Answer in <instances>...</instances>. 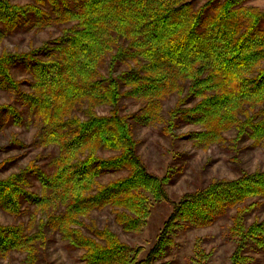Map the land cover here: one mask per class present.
Listing matches in <instances>:
<instances>
[{
  "label": "trees",
  "instance_id": "trees-1",
  "mask_svg": "<svg viewBox=\"0 0 264 264\" xmlns=\"http://www.w3.org/2000/svg\"><path fill=\"white\" fill-rule=\"evenodd\" d=\"M246 1L0 0V40L10 31L54 34L0 54V89L15 102L0 103V129L28 112L43 124L39 142L60 151L0 175V206L19 218L0 224V253L22 250L48 264L49 235L59 233L84 264H155L180 232L225 218L232 264L264 247V218L251 220L264 205V169L172 200L169 177L148 169L137 139L140 125L159 122L168 134L202 124L185 136L205 146L234 131L236 156L242 143H264V10ZM161 202L173 211L144 259L142 248L97 225L95 213L108 211L122 232L138 233Z\"/></svg>",
  "mask_w": 264,
  "mask_h": 264
},
{
  "label": "rangeland",
  "instance_id": "rangeland-1",
  "mask_svg": "<svg viewBox=\"0 0 264 264\" xmlns=\"http://www.w3.org/2000/svg\"><path fill=\"white\" fill-rule=\"evenodd\" d=\"M11 1L18 4L29 2ZM246 4L264 10V0H248ZM9 33L0 40V54L4 50L28 51L32 46L38 47L54 35L51 27L37 32ZM176 100L177 96H173L166 102L165 113L175 105ZM0 103L15 104L14 97L0 89ZM137 108L138 105L130 102L127 109L133 112ZM28 115L26 112L23 124L19 125L9 120L0 129V162L3 165L0 175L3 177L18 171L32 160L43 164L49 160V153H60L56 145L51 144L46 148L39 142L38 132L43 131L41 129L44 128L43 124L40 118L29 122ZM163 125L159 122L140 125L137 139L140 153L148 169L159 176L169 177L167 189L172 200H178L183 194L193 192L215 178L234 179L244 169L251 172L264 169V143L255 145L252 140L242 143L240 146L242 151L236 156L232 149L234 131L224 133L223 139L205 146L185 136L189 132L205 131L202 124H183L176 127L173 134L164 132ZM15 140L21 141V145L15 143ZM172 211V205L167 202L156 204L145 227L140 232L131 234L121 231L110 212L95 213V216L99 227L110 226L122 241L142 248L138 257L140 260L147 256L148 251L156 243L164 222ZM40 213L33 208V216L36 214L39 216ZM258 215L264 218V205L261 210L253 213L251 220ZM18 219L0 206V224L13 225L18 223ZM230 226L231 219L225 218L207 227H191L180 232L173 238L166 255L158 258L155 264H232L236 244L230 235ZM49 236L51 242L47 253L48 264H84L82 252L73 248L61 234ZM198 244L201 245V249ZM245 258L242 264H264V247L248 251ZM34 260V257H30L22 250L0 253V264H46L41 255L37 261Z\"/></svg>",
  "mask_w": 264,
  "mask_h": 264
}]
</instances>
